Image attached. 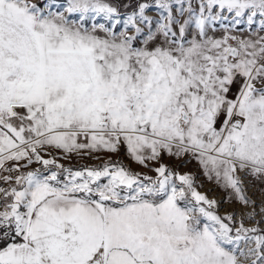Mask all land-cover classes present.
Here are the masks:
<instances>
[{
  "label": "snow or ice",
  "instance_id": "snow-or-ice-1",
  "mask_svg": "<svg viewBox=\"0 0 264 264\" xmlns=\"http://www.w3.org/2000/svg\"><path fill=\"white\" fill-rule=\"evenodd\" d=\"M0 264H264V0H0Z\"/></svg>",
  "mask_w": 264,
  "mask_h": 264
},
{
  "label": "rangeland",
  "instance_id": "rangeland-1",
  "mask_svg": "<svg viewBox=\"0 0 264 264\" xmlns=\"http://www.w3.org/2000/svg\"><path fill=\"white\" fill-rule=\"evenodd\" d=\"M75 162V161H74ZM91 162V161H89ZM170 163H174V162H171ZM182 171H193L195 172L196 171V167L195 165H189L187 168H184V169H181ZM197 181L198 183H202L203 184V187H200L198 190L201 191L202 193H205L206 195L209 196V198H214V199H217V200H220L222 197H220L219 199L217 198L218 195H217V192L218 190H220L219 188H217L215 185L211 184V183H208L207 181L204 180V178L200 175V174H197ZM212 185V186H215V188H210L208 187L207 185ZM209 185V186H210ZM222 192V191H221ZM223 193V192H222ZM224 193H223V197H224ZM223 208L222 204H221V209ZM220 209V210H221ZM222 212V210H221Z\"/></svg>",
  "mask_w": 264,
  "mask_h": 264
},
{
  "label": "bare ground",
  "instance_id": "bare-ground-1",
  "mask_svg": "<svg viewBox=\"0 0 264 264\" xmlns=\"http://www.w3.org/2000/svg\"><path fill=\"white\" fill-rule=\"evenodd\" d=\"M209 185H207V186L210 188H215V186H212V185L209 186ZM249 194L252 195L253 193L249 192ZM217 195H218V197H217L218 199L220 197H223V193L221 192V190H218ZM222 206H223V208L221 210H222V212H224L225 210H231V207H233L234 205L222 204Z\"/></svg>",
  "mask_w": 264,
  "mask_h": 264
},
{
  "label": "crops",
  "instance_id": "crops-1",
  "mask_svg": "<svg viewBox=\"0 0 264 264\" xmlns=\"http://www.w3.org/2000/svg\"><path fill=\"white\" fill-rule=\"evenodd\" d=\"M85 162H87V163H91V162H89V161H85Z\"/></svg>",
  "mask_w": 264,
  "mask_h": 264
}]
</instances>
